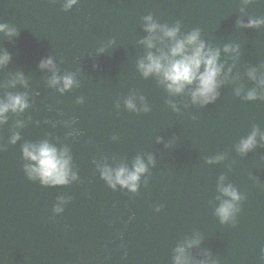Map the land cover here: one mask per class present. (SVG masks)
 I'll list each match as a JSON object with an SVG mask.
<instances>
[{
	"label": "water",
	"instance_id": "95a60500",
	"mask_svg": "<svg viewBox=\"0 0 264 264\" xmlns=\"http://www.w3.org/2000/svg\"><path fill=\"white\" fill-rule=\"evenodd\" d=\"M66 3L0 0V24L12 32H0V55L11 57L0 67V99L24 94L29 105L0 124V264H176L181 247L187 264H264V24L241 23L264 20V0ZM149 16L179 25V38L199 30L220 50L213 102L194 103L195 85L176 94L161 76H144L141 61L172 44L142 42L163 37L146 31ZM48 58L55 73L40 67ZM54 75L75 83L61 92ZM253 89L258 98L247 100ZM257 130L254 148L241 152ZM44 141L68 150L75 179L50 186L29 177L35 162L23 147ZM138 158L147 171L136 191L103 179L105 168L131 171ZM229 185L239 210L222 223Z\"/></svg>",
	"mask_w": 264,
	"mask_h": 264
},
{
	"label": "clouds",
	"instance_id": "9594fccd",
	"mask_svg": "<svg viewBox=\"0 0 264 264\" xmlns=\"http://www.w3.org/2000/svg\"><path fill=\"white\" fill-rule=\"evenodd\" d=\"M77 3V0H67L65 4L66 8H71ZM148 25L146 31L149 33H156L157 29L163 32V37H157L155 35H149V37L142 41L146 43L149 49L154 48V41L160 39L163 43V38H167L172 41L168 51L161 50L160 55H155L149 52L147 56V62L141 61L139 67L144 76L156 74L162 77L161 82L166 83L169 92L182 93L188 86L195 85V89L191 92L192 100L194 103H200L206 105L213 102L217 96L218 88L220 87L219 77L223 72L224 65L220 61V50L212 49L200 39L199 30H193L190 34L184 38H179L180 27L169 28L167 26H161L153 22L152 17L146 18ZM244 27H259L264 24V20H250L247 24H243ZM0 32H8L9 35L12 32L9 30L7 24H0ZM225 52L237 51V48H233L228 45L224 48ZM11 57L8 53L0 55V67H3L9 63ZM40 67L42 69H50L54 73L56 72L55 62L48 58L41 61ZM231 72V69H229ZM252 79H255V71L249 73ZM63 81V87L61 92L71 89L75 83L71 75L59 77L54 75L51 83L57 85ZM21 82L25 84L21 74ZM260 86L264 87V79L259 81ZM239 95V90L237 91ZM256 90H250L247 93V100L257 99ZM128 107L135 108V105L131 100L127 101ZM26 95L8 94L7 99H0V124L7 122V113L9 111L17 112L24 111L28 107ZM258 130L254 131L247 139L241 142L239 150L241 152H247L254 148L256 145V136ZM19 134H16L12 138V142L15 143L19 139ZM23 154L25 159H29L35 162V165H26L28 175L32 179L39 178L44 185L58 186L69 183V178L75 179V174L71 173V157L68 154V150H59L54 145L44 141L39 144H25L23 147ZM147 171V167L142 159H137L134 165V170H129L127 167H120L117 170L111 168H105L102 172V177L109 185L115 189L119 184L122 187L128 188L131 191H136L138 188V182L141 174ZM222 193L226 197H230L228 200H224L221 206L217 209V215L221 218L222 223H227L234 217L235 212L239 209L234 201L241 199L240 194L231 185L221 188ZM62 209L57 208L56 212H60ZM195 243H199L196 241ZM192 244H189L191 247ZM179 255L176 257V264H187V257H185V249L183 247L178 248ZM201 264H207L206 261Z\"/></svg>",
	"mask_w": 264,
	"mask_h": 264
}]
</instances>
